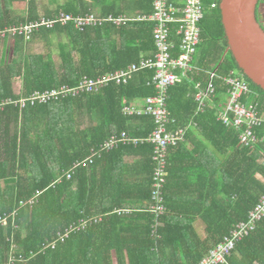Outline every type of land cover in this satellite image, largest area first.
I'll return each instance as SVG.
<instances>
[{
	"label": "trees",
	"instance_id": "trees-1",
	"mask_svg": "<svg viewBox=\"0 0 264 264\" xmlns=\"http://www.w3.org/2000/svg\"><path fill=\"white\" fill-rule=\"evenodd\" d=\"M16 1L19 0L0 4L2 29L39 22L36 0H28L26 10L14 8ZM109 1L103 0L100 9L97 0L92 4L86 0L59 1L55 11L44 8L43 14L49 18L60 11L74 15L96 11L102 16L129 10L151 11L152 0H120L119 5ZM260 3L261 0L257 5L258 22ZM205 16L201 36L209 38L211 51L206 53L207 63H196L207 69L215 64L224 72L239 70L262 93L260 108L264 111V90L244 75L228 50L219 8ZM153 29L147 22L122 26L107 22L83 30L74 23H56L51 28H33L29 36L17 34V57L11 63L0 57V100L77 88L85 76L97 78L126 69L140 57L153 55ZM4 49L0 39V54ZM153 75L154 70H143L126 85L110 83L98 93L70 95L33 107L27 104L23 110L10 106L0 113V217H9V226L0 228V264H10L12 252L17 258L12 264H198L236 224L248 220L264 195V141L255 149L241 146L238 131L217 121L216 110L209 108L197 117V125L188 134V138L196 136L201 143V212L178 211L182 205L180 201L172 203L166 186L167 213L158 229V239L152 234L153 215L134 212L128 216L111 207L104 211L100 224L73 233L66 241L58 242L55 249L44 250L45 243L58 240L59 234L89 217L82 213L86 209L81 192L84 185L78 179V174L87 170L86 165L80 166L71 179L55 183L58 177L85 160L114 131L127 130L145 137L154 130L151 115L122 114L126 100L155 94V87L148 85ZM15 79H20L23 86L19 95L14 90ZM189 92L188 82L170 88L169 108L177 119L173 129L186 126L196 109L197 102ZM257 133L264 138V126ZM132 147L121 144L114 150ZM138 148L151 152V158H146L151 174L146 177L148 192L144 200L151 201L153 146L145 143ZM224 155L218 184L212 173ZM214 162L215 171L211 167ZM32 199L31 204L28 201ZM197 218L205 226L203 240L195 226ZM137 221L139 227L135 230L133 223ZM236 247L228 257L229 264H264V220L253 235Z\"/></svg>",
	"mask_w": 264,
	"mask_h": 264
},
{
	"label": "built area",
	"instance_id": "built-area-1",
	"mask_svg": "<svg viewBox=\"0 0 264 264\" xmlns=\"http://www.w3.org/2000/svg\"><path fill=\"white\" fill-rule=\"evenodd\" d=\"M205 2L208 7L214 10L218 7L219 0H184L183 4H178L172 0H153V12L151 14H140L135 18L126 16L100 17L94 13L85 15H74L69 13H59L55 17L40 18L39 22L29 23L24 26H11L5 29L0 28V37H16L24 32L29 36L33 28L46 26L51 28L56 23L74 25L83 30L89 26L103 25L105 22H112L116 25L127 24L129 22H150L153 23V39L155 54L151 58H141L140 61L129 65L126 69H121L110 74H106L97 79L85 77L81 86L77 88L63 87L59 90L40 93L35 92L28 97L18 100H0V112H4L7 107L14 106L23 110L36 103L45 104L56 102L58 99L66 98L70 95L80 96L83 93L94 94L100 92L110 83L116 85H126L132 81L136 74L143 70H154L153 78L148 85L155 87V94L146 96L142 102L131 103L123 109V114L127 115H151L155 121L154 130L146 137H133L126 131L114 133L109 139L104 141L99 147L93 148L85 160L79 161L71 169L64 171L55 181L59 182L64 178L71 179L77 169L82 165L93 164L104 152L113 150L120 144L140 145L150 143L153 146L152 159L154 170L152 176L151 206L147 212L153 215V236L158 239V229L162 225V218L167 213L165 186L168 175V156L171 147L177 146L185 140L189 126L172 128L176 119L169 109L170 88L178 84L193 83L196 88V101L198 103L197 112H203L208 103L212 104L217 94L216 79L223 82L226 87L225 99L218 102L217 119L225 126L234 127L239 133L240 145L255 149L264 138L258 135L257 129L264 126V111L260 108L262 93L254 88L249 81L235 70L218 72L217 68L202 70L196 65L195 56L199 45L203 39L201 36V22L205 16ZM205 76L203 85L197 76ZM264 165V157L261 158ZM33 203V199L28 201ZM129 210H119L118 214H125ZM264 220V195L260 198L257 206L250 212L247 221L239 222L228 235L215 246L210 248L206 255L198 264H229L228 257L236 246L253 235L259 223ZM101 218L93 217L83 219L77 224H73L66 232L59 234L56 241L45 243V249H55L58 242L66 241L73 233L84 231L90 226L100 223ZM9 226V217H0V228ZM14 226H16L14 224ZM17 228V226H16ZM16 245H13V249ZM12 249V250H13ZM21 260V257H20ZM17 261L13 252L9 263Z\"/></svg>",
	"mask_w": 264,
	"mask_h": 264
},
{
	"label": "crops",
	"instance_id": "crops-1",
	"mask_svg": "<svg viewBox=\"0 0 264 264\" xmlns=\"http://www.w3.org/2000/svg\"><path fill=\"white\" fill-rule=\"evenodd\" d=\"M48 1L49 3L47 5L48 6L47 9L48 12H51V11H55L54 7L56 6L57 3H59V1L66 2L67 0H58V2L57 0H48ZM92 1L93 0H86L88 4H92L91 3ZM172 1L178 4L184 3V0H172ZM23 2H27V0H24ZM102 2L103 0H97L96 2L98 6L97 9H100V5H102ZM109 2H111L114 5L120 4V0H110ZM6 3H8V0H0V4H6ZM152 12H153V0L151 1V11L142 12L137 10H133V11L129 10L120 14L110 13L107 16H102L99 13H96V11L95 12L92 11L90 13H94L104 18L113 14L116 17L122 15L129 18H135L140 14L148 15L151 14ZM55 13L56 14L54 16L58 14L57 12ZM60 13H63V11H60ZM134 22H138V20H134ZM151 24L153 25V23ZM122 25H116V26H122ZM154 54H155V50L152 56L140 57L139 59L151 58L154 56ZM196 61L199 60L196 59ZM196 65L200 67L199 62L198 64L196 63ZM217 67L218 65L215 66L214 64L209 69H214ZM200 69L204 71L208 70L207 68L204 67H200ZM229 70H235L241 73L237 69H229ZM218 72L223 73L224 71L219 69ZM97 78H92V79H97ZM197 80H199L203 85L206 82L204 75L197 76ZM188 84L190 88L189 95L196 101L195 84L193 83H188ZM216 89L218 96L212 99L213 100L212 104L211 103L207 104L203 112L200 113L197 112V107H198V103H197L196 109L191 115L189 123L187 124L189 126V129L187 131L185 140L181 141L177 146L171 147L169 150L168 166H170V170L167 175L169 181L167 178V182H166L167 194L169 193V196H171L172 203L176 204L178 201H180L179 203H181L182 207H180L178 211H180L181 213H197V212H201V209L203 208L201 207L200 204V194H199L200 185H201V143L199 142V139L196 136L195 137L191 136L192 138H188V134L190 132V129L193 128V126L197 125V117L200 116V114L204 113L209 108H214L216 110V120L218 121L216 106L219 101L225 99V95H226V87L223 84V82L220 81L219 79H216ZM219 96H220V100H218ZM144 98L136 97L126 100L127 102H125L124 106L122 107V114H123V109L126 106H130L131 103L142 102ZM127 116L132 117V116H140V115H132V116L127 115ZM172 116L176 119V117L173 114ZM123 131H126L130 136L139 137L132 135L127 130H123ZM121 132L114 131L113 134L121 133ZM140 137H144V136H140ZM122 145H132V144H122ZM133 146L134 147L128 149L114 150L117 148L116 147L113 150L107 151V153L105 152L106 154L103 153V155L100 158H98V160L96 159L94 164L86 165L87 170H84V172L78 174L80 175L78 179L82 180L84 185L83 191L81 192L83 193L84 196L82 200L83 203H85L86 212H84L85 211L84 210L82 213L89 215V217L85 219L97 217L103 220V218L106 215L104 214V211L111 207L115 208L116 211L129 210V212L123 214V215L127 214L128 216L134 212L147 213L148 208H150L151 206V201H144L146 197V193L148 192L146 177L150 175L151 172H150V165H147L146 163V158H151V152L148 151L147 149H139L138 148L139 145H133ZM224 161H225V155L223 161L216 162L217 165L216 172L212 173L213 178H215L216 176L218 184L221 183L223 163L225 164ZM213 164L214 165H211V167L212 170L215 171V162ZM90 185L92 186V190L90 189ZM166 186H165V193H166ZM197 219L198 220L195 222V226L199 236L203 240L206 238V233L204 231L205 226L200 218ZM137 224H139L138 221L133 223V228L135 230L138 229L139 227Z\"/></svg>",
	"mask_w": 264,
	"mask_h": 264
},
{
	"label": "water",
	"instance_id": "water-1",
	"mask_svg": "<svg viewBox=\"0 0 264 264\" xmlns=\"http://www.w3.org/2000/svg\"><path fill=\"white\" fill-rule=\"evenodd\" d=\"M259 0H219L228 50L238 67L264 90V28L258 22Z\"/></svg>",
	"mask_w": 264,
	"mask_h": 264
},
{
	"label": "rangeland",
	"instance_id": "rangeland-1",
	"mask_svg": "<svg viewBox=\"0 0 264 264\" xmlns=\"http://www.w3.org/2000/svg\"><path fill=\"white\" fill-rule=\"evenodd\" d=\"M36 2L38 3V5H37L39 8L38 10H40V12H41L40 18H44L45 15L43 14V11H44V8L48 7L47 5H48L49 1L48 0H36ZM27 3H28V0H27V2H23V1L19 0V1H16L15 3H13L12 6L18 10H22V9L26 10L27 9ZM212 11L213 10H211L208 7L207 2H205V15L206 16L209 15V13H211ZM259 12H260L259 17H260L261 23L264 26V0H262V2L260 4ZM3 29H5V28H3ZM0 39L2 40V42L4 44V48H5L4 53L0 54V57L2 59H4L5 62L11 63L17 57V56H15V53H14L15 38L9 37L8 39H6L3 37H0ZM202 39H203V41H202L201 45H199V47H198L195 59H197L199 61L204 60L207 63V60H209V58L207 57L206 53H209L211 51L210 40L207 36H206V39H204L203 37H202ZM53 54H54L53 55L54 59L56 61H58L57 54H55V52ZM214 56H215V54L212 55V57H214ZM210 61H211V58H210ZM13 85H14V90H15L16 94H18V95L21 94L23 86H22L20 79H15L13 81ZM21 98H24V97H21ZM0 113H3V112H0Z\"/></svg>",
	"mask_w": 264,
	"mask_h": 264
},
{
	"label": "flooded vegetation",
	"instance_id": "flooded-vegetation-1",
	"mask_svg": "<svg viewBox=\"0 0 264 264\" xmlns=\"http://www.w3.org/2000/svg\"><path fill=\"white\" fill-rule=\"evenodd\" d=\"M261 2H262V0H261ZM260 4H259V9L258 10H260ZM259 14H260V12H259ZM259 22H260L261 26L264 28L263 24L261 23L260 17H259Z\"/></svg>",
	"mask_w": 264,
	"mask_h": 264
},
{
	"label": "clouds",
	"instance_id": "clouds-1",
	"mask_svg": "<svg viewBox=\"0 0 264 264\" xmlns=\"http://www.w3.org/2000/svg\"><path fill=\"white\" fill-rule=\"evenodd\" d=\"M218 8H219V4H218Z\"/></svg>",
	"mask_w": 264,
	"mask_h": 264
}]
</instances>
